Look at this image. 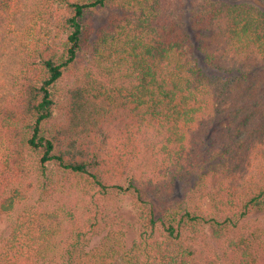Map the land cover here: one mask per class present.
Here are the masks:
<instances>
[{
    "label": "trees",
    "instance_id": "16d2710c",
    "mask_svg": "<svg viewBox=\"0 0 264 264\" xmlns=\"http://www.w3.org/2000/svg\"><path fill=\"white\" fill-rule=\"evenodd\" d=\"M172 6L0 0V223L37 193L0 244V264H264V222H249L264 215V0H201L196 46ZM96 9L118 14L92 39ZM199 57L243 78L224 111ZM66 75L73 86L55 123ZM220 122L216 175L188 203L160 205L173 182L215 159L208 135ZM122 194L138 219L129 247L111 209Z\"/></svg>",
    "mask_w": 264,
    "mask_h": 264
},
{
    "label": "rangeland",
    "instance_id": "374dc122",
    "mask_svg": "<svg viewBox=\"0 0 264 264\" xmlns=\"http://www.w3.org/2000/svg\"><path fill=\"white\" fill-rule=\"evenodd\" d=\"M200 1L201 0H172L173 19L193 46H196L202 40L203 36H205V33L198 31L191 25L192 16L196 12ZM117 14L118 13L114 10L96 9L90 17L93 29L92 39H95L97 31L102 27H106L110 20ZM200 60L201 57H199L198 64L203 67ZM203 70L222 93L223 98L219 104V108L224 111L229 106V103L233 101L232 91L243 86V78L241 74L236 72L228 73L224 71H217L208 67H203ZM72 86L73 80L67 75L64 76L57 85L54 105L52 108V120L55 123H59L64 120V109L66 106L67 95ZM223 130L224 124L220 122L217 127H214L212 128V131H209L208 137L211 135L214 138L211 147L213 149L212 154L215 155V159L210 164L203 166L201 171L188 179H178L173 182V185L164 192L162 197L156 198L157 201H160V205H172L177 208L182 202L188 203L187 199L190 193H192L190 191L195 188V185L202 181L205 176H210L211 174L216 175L218 171L217 164H219L218 151L224 141ZM146 167L147 166H143L141 170L136 173L141 180L145 179L142 172H147ZM126 184L127 182L125 185ZM36 198L37 193L36 191H33L25 206H30ZM25 206L21 205L17 207L10 216L5 217L0 223V244L8 236L11 223ZM111 209L113 210L112 216L115 217L116 221L120 223V226L125 231L126 245L129 247L132 242L136 240L138 235V219L136 209L134 208L129 196L125 194L120 195L113 201V207H111ZM254 221L264 222V215H255L249 219V222ZM101 238L102 234L92 237L90 247L98 245Z\"/></svg>",
    "mask_w": 264,
    "mask_h": 264
}]
</instances>
